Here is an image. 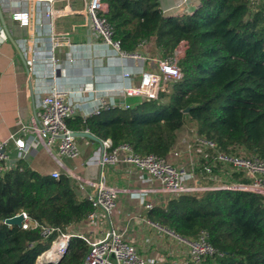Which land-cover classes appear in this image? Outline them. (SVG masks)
Here are the masks:
<instances>
[{"label":"trees","instance_id":"trees-1","mask_svg":"<svg viewBox=\"0 0 264 264\" xmlns=\"http://www.w3.org/2000/svg\"><path fill=\"white\" fill-rule=\"evenodd\" d=\"M103 1L122 50L146 46L141 50L167 56L185 42L181 76L158 98L138 99L129 108L111 107L86 119L69 117L71 130H89L113 146L127 143L139 154L155 153L173 163L175 152L182 157L186 149L183 139L193 141L195 135L213 140L223 152L264 159L263 2L199 0L189 12L168 14L160 0ZM199 156L202 185L240 179V172ZM203 164H212L211 174ZM92 209L70 176L53 178L19 160L0 172V264H44L38 257L58 236L56 231L43 238L40 227L25 229L5 223L6 218L24 211L69 232ZM148 216L188 240L205 232L215 252L197 264H264V193L210 187L170 194ZM88 249L85 239L72 236L54 264H80Z\"/></svg>","mask_w":264,"mask_h":264},{"label":"built area","instance_id":"built-area-1","mask_svg":"<svg viewBox=\"0 0 264 264\" xmlns=\"http://www.w3.org/2000/svg\"><path fill=\"white\" fill-rule=\"evenodd\" d=\"M75 1H80L81 6L75 7L71 13H79V15L84 17V24H86L92 35L101 38L103 42L112 47L114 52L140 61L142 64L138 66L142 67L139 68L141 79L137 85H124L104 90L102 93L93 90V95L89 96L90 93L85 89L73 93L54 83L42 94L33 112L32 124L23 125L22 129L34 131L36 136L44 141L49 151H52L55 147L60 155L71 158L80 155V147L76 137L72 135L73 130L66 123L67 118L80 114L86 119L115 106L129 108L131 103L127 99L130 97H137L138 99L158 98L166 90L170 81L180 78L181 68L179 60L184 55L185 49V42H182L177 46L173 54L167 56L152 54L148 50H137L134 52L122 50L120 41L114 38L113 28L105 16L104 12L107 10V4L103 0H16L18 6L24 3L28 6L26 9H18L21 8L18 7L11 11L12 19L18 21L21 26H28L35 19L33 17V9H36L35 12L40 14L35 22L38 25V32L34 37L32 48L34 54L32 52V56L27 60L29 66L36 64L35 53L41 51V47L37 45L44 42L47 46V59H50L52 75H56L61 63L56 57L55 51L64 44L68 45L60 40V35L63 36L65 33L56 30V20L69 16L70 12L62 7L55 8V5L58 2L68 4ZM190 1L181 0L179 5ZM254 1L256 4L264 3V0ZM42 18H45L46 21ZM135 75L136 73L129 71L123 73V77L126 79H133ZM81 93L85 94V100L72 98V94L81 95ZM91 98H93V101L88 100ZM90 102H93V104L89 105ZM87 105L90 108L88 112H85L83 109ZM101 140V146L104 148L103 155L101 156L99 152V155L94 156L89 161L92 164L115 165L120 161H125L157 180L160 189L167 194H179L210 188L194 183L195 180L199 179L196 171V167L201 163L199 160L188 162L186 159L182 163H173L155 153L139 154L127 143L113 146L110 139ZM12 145L20 152L19 157L21 158L26 156L28 152L25 140L16 133H12L9 137L0 141V172L15 167L19 161L12 158L10 152ZM193 150L203 151L205 157H210L221 166L229 167L231 170L242 174L240 179L232 182L231 185L222 184L216 187L264 193V159L258 156H242L223 152L217 148L213 140L202 138L198 135H195L193 141L188 143L185 156L189 159L192 158L194 156ZM175 154L179 155L177 152ZM203 167L207 173H212V164H203ZM50 175L53 178H59L61 173L58 170H54ZM242 178H246L249 181L247 183L243 182L241 181ZM190 181L193 183L190 184ZM91 184L94 190L87 198L91 202L93 209L89 213L87 220L93 228L98 229H101V221L103 220H107L110 224L106 230H100L101 237L98 239H89L81 234L72 232H62L59 228L33 220L24 211L20 212L24 217L21 225L23 228L40 227L43 238H47L56 231L58 233L51 247L41 255L53 249L54 244L61 241L60 245L58 244L59 247H57L56 258H58L66 252L70 238L79 236L85 239L89 245V249L80 264H155L154 260L145 257L139 252L137 247L125 237L123 230L111 223L110 216L117 207V201L122 189L107 183L103 177L91 182ZM152 206L150 203L147 204L149 209ZM170 233L188 246L189 259L184 264H197L204 256L215 252L214 247L208 242L205 232H202L195 240L185 239L171 231ZM46 260L47 257L44 260V264H46Z\"/></svg>","mask_w":264,"mask_h":264},{"label":"crops","instance_id":"crops-1","mask_svg":"<svg viewBox=\"0 0 264 264\" xmlns=\"http://www.w3.org/2000/svg\"><path fill=\"white\" fill-rule=\"evenodd\" d=\"M0 3L8 29L16 43L10 40L0 22V141L12 133L20 135L25 140L28 152L21 158L20 152L12 145V158L25 161L41 173L51 174L52 171L58 170L61 174H67L72 178L80 197L87 198L94 190L91 182L101 177L105 178L107 183L122 189L117 207L110 216L111 223L123 230L125 237L139 252L154 260L155 264H184L189 259V249L182 250L181 242H178L170 230L153 222L148 216L151 208H147V204H152V208L161 205L170 195L160 189L157 180L125 161L115 165L90 163L94 156L99 155L101 148V144L91 138L76 137L80 155L71 158L60 155L55 147L49 151L34 131L22 129L23 125L32 124L33 112L39 99L52 84L55 83L73 93L85 89L90 96L93 95V90L102 93L111 88L139 84V68L142 66L138 65L142 63L114 52L101 38L92 35L84 24V17L79 13H71L75 7L81 6L80 1H75L68 4L58 2L55 5V8L62 7L70 12L69 16L56 20V30L65 33L60 35V40L68 44L55 51L61 63L56 75H52L44 42L37 45L41 47V51L35 53L36 64L29 66L27 60L32 56L34 37L38 32L35 22L40 14L33 9L35 19L30 25L21 26L18 21L12 19L11 11L18 7L26 9L27 4L18 6L16 0H0ZM179 4L181 0H160L162 10L168 14L189 12L199 4V0ZM42 19L46 21L45 18ZM144 47L146 46L141 49ZM126 71L136 75L133 79H126L123 77ZM72 98L85 100L86 96L82 93L72 94ZM88 100L93 101V98ZM127 100L132 104L138 98L130 97ZM92 104L93 102H90L89 105ZM89 108L87 105L83 110L88 112ZM183 155L175 157V163L185 162L187 157ZM200 158L197 156L199 162ZM192 183L190 181V184ZM194 183L206 186L200 183V179ZM109 225L107 220H103L101 229L93 228L86 219L73 224L69 232L81 234L89 239H98L101 237L100 230H106ZM170 237L180 246L177 242L170 244L169 242H173Z\"/></svg>","mask_w":264,"mask_h":264},{"label":"water","instance_id":"water-1","mask_svg":"<svg viewBox=\"0 0 264 264\" xmlns=\"http://www.w3.org/2000/svg\"><path fill=\"white\" fill-rule=\"evenodd\" d=\"M0 22L2 24V27H3L4 31L7 34V36L10 38V40L12 42L15 43V40L12 37V35H11L9 29H8L7 22H6V19L4 17V13H3L2 7H1V3H0ZM186 110H188V108ZM72 135L74 137H88V138H91L92 140L98 141L100 144L102 143V140L100 138H98L96 135H94L93 133H91L89 130L72 131ZM103 152H104V148L101 146V148H100V155L101 156L103 155ZM23 218H24L23 214L19 213V214H16V215L12 216V217L6 218L4 220V222L7 223V224H16V225L21 226ZM62 256H60L58 258H47L46 264L57 263L62 258Z\"/></svg>","mask_w":264,"mask_h":264},{"label":"rangeland","instance_id":"rangeland-1","mask_svg":"<svg viewBox=\"0 0 264 264\" xmlns=\"http://www.w3.org/2000/svg\"><path fill=\"white\" fill-rule=\"evenodd\" d=\"M168 84H169V83H168ZM183 142H185V143L187 144V146H188V143H190L191 141H188V142H187L186 139H183ZM187 146H186V149H187ZM186 149L184 150V153H183L184 155L182 154L183 156L186 155V153H185ZM192 152L194 153V156H193L192 158H190V159L187 157L186 159L188 160V162H191L192 160H193L194 162H195V161H198L197 156H199V154H200V155H201V154H202V155L204 154L203 151H198V150H193ZM196 154H197V155H196ZM175 157H180V155H175ZM228 182H229V181H228ZM227 184H230V185H231L232 183L230 182V183H227ZM223 185H224V184H223ZM216 186H217V185H216ZM218 186H220V185H218ZM169 239H170V241H173V242H169L170 244H171V243H176V242H177V241L175 242L171 237H170ZM178 242L180 243L181 241H178ZM178 242H177V243H178ZM179 243H178V244H179ZM170 244H169L168 247H170ZM179 246H180V244H179ZM180 247L183 248L182 250H184V248H185L186 250L188 249L187 244L182 243V242H181V246H180ZM169 252H170V249H169ZM41 256H42V255H41ZM41 256L38 257L39 260L41 259ZM39 263H40V261H39ZM36 264H37V263H36Z\"/></svg>","mask_w":264,"mask_h":264},{"label":"bare ground","instance_id":"bare-ground-1","mask_svg":"<svg viewBox=\"0 0 264 264\" xmlns=\"http://www.w3.org/2000/svg\"><path fill=\"white\" fill-rule=\"evenodd\" d=\"M60 243H61V241L58 242V243H55L53 249H51L48 252L44 253L41 256V259L39 260L40 263H44V260H45L46 257L47 258H56L57 257V247H59L58 244L60 245Z\"/></svg>","mask_w":264,"mask_h":264}]
</instances>
